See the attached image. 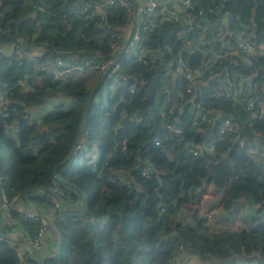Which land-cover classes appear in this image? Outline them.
<instances>
[{"label":"trees","instance_id":"obj_1","mask_svg":"<svg viewBox=\"0 0 264 264\" xmlns=\"http://www.w3.org/2000/svg\"><path fill=\"white\" fill-rule=\"evenodd\" d=\"M99 1L0 0V46L12 50L11 55L0 51V150L4 146L7 151L0 153L3 194L13 203L28 190L52 189L69 205L62 202L58 208L41 193L29 194L39 207L56 208L53 221L62 248L48 260L27 258L26 263L132 264L142 247L139 253L146 264H179L182 253L226 264L234 257L255 256L260 258L255 262L264 264V163L237 150L229 139L217 142L212 153L189 152L202 150L204 140L193 126L194 106L215 121H238L248 139H264V120L245 123L250 119L244 96L238 101L213 96L221 89L213 76L202 77L198 87L171 75L165 63L178 57L187 38L175 37L181 22L162 21L160 8L150 17L154 27L146 32L144 44L155 59L164 60L123 59L113 88L110 76L95 85L106 70L95 71L91 80L77 79L92 66L121 55L125 40L119 36L132 22L130 11L122 7L108 8L101 17L85 9V3ZM193 6L190 15L209 24L210 35L227 11L239 23L253 24L264 33V0H193ZM220 47L217 43L211 49ZM183 57L196 69L205 56L195 52ZM60 59H71L72 66L81 65L86 72L75 70L57 78L44 69ZM212 67L226 72V58ZM234 72L240 79V66ZM60 96L79 105L68 110L59 102L44 116L31 115ZM86 108L87 130L79 152L84 165L58 169L87 196L88 212L80 216L86 207L82 196L58 182L53 169L70 150ZM168 126L181 132L169 131ZM7 128H17V135L10 136ZM95 142H100L99 157L90 164L93 159L85 152ZM209 187L221 192L219 206L226 219L239 222L237 227L213 231L207 216L189 207ZM184 210L189 211L188 222L182 219ZM10 214L30 236H38L40 220L14 210ZM0 264H22L6 240L0 244Z\"/></svg>","mask_w":264,"mask_h":264},{"label":"built area","instance_id":"obj_2","mask_svg":"<svg viewBox=\"0 0 264 264\" xmlns=\"http://www.w3.org/2000/svg\"><path fill=\"white\" fill-rule=\"evenodd\" d=\"M135 2H137L138 9L134 14L133 8ZM84 6L85 9H93L98 17H101L108 8L115 6L125 8L131 13V24L119 36V38L123 36L125 40L122 45L121 55L109 62L92 66L89 70V72L107 70L112 65L110 77L113 84L111 88L116 86L119 74L117 71L123 59L133 58L144 63L147 60H164H157L159 59L158 57L155 59V53H151L152 50H148L144 44L146 32L151 31L154 27L150 17L160 8L165 14L161 19L162 21L166 19L173 22H181V26L175 31V37L177 39L187 38V43L179 51L178 57H173L165 63V67L171 75L174 78H185L191 83L198 85V87L201 85L199 80L202 77L205 75L213 76L221 83V89L213 93V96L231 101H238L240 96H244L246 102L243 103L249 112L251 122L264 120V33L259 31L255 25H243V23L237 21L234 13L227 11L221 21L214 25V32L210 35L209 24L206 23L204 25L189 13V9L194 8L193 0H101L99 2H87ZM169 6L170 9L166 11ZM134 24V34L126 46ZM202 32L204 36L201 35ZM217 43L221 47L219 49H211ZM119 47L120 45L118 44L114 45L115 50H118ZM0 51L7 55L12 54V50L8 47L0 46ZM169 51L172 52L171 50ZM195 52L204 54L205 57L202 59L201 66L193 69L189 60L185 59L183 54ZM225 58L226 72H214L213 64ZM230 59L233 60L231 64L228 63ZM71 61V59L67 62L61 59L57 60L53 66H49L48 70L50 74H55L57 78L64 77L75 70L86 72L81 65L72 66ZM237 66H240V69L243 71L240 79H238L237 73L234 72V67ZM250 71L252 73H249ZM193 113V126L200 134H203L204 140L202 150L197 151L194 148H189V152H192L194 155H198L201 151L212 153L217 142L229 139L237 147V150L243 151L258 162L264 163V139H248L245 137L240 123L230 117H226L219 122L215 121L214 116L198 106H194ZM2 116L5 117L4 114ZM217 125L218 130L215 131ZM7 129L12 137H15L18 133L17 128ZM167 129L175 133L181 132V129L175 126H168ZM234 136H237L236 140L233 139ZM154 143L155 145H159V138H156ZM82 149L83 147L80 145L79 150ZM82 159L83 157L80 156L77 160L81 161ZM144 173L148 175V168L144 169ZM40 193L43 197L48 196L51 198L52 200L50 201H53L56 207L60 208L62 206V202L57 200V197L46 191V189L33 191L30 194L37 196ZM22 201H24V198L15 199L13 203L7 201V198L3 194L0 178V227L3 233L9 235L8 239L0 237V244L3 240H6L15 249L22 264H27V258L42 261L44 257L51 258L58 254L59 233L57 228L54 227V221H52L56 208H41L42 211H37L35 204L31 202L34 209L27 210L22 207ZM79 205L75 204L74 207L80 208ZM10 210L17 211L25 217L42 220L38 236H30L23 227L19 229L17 226L20 223L17 219L11 217ZM17 231L24 232L25 234H20ZM187 263V260H181L179 264Z\"/></svg>","mask_w":264,"mask_h":264},{"label":"rangeland","instance_id":"obj_3","mask_svg":"<svg viewBox=\"0 0 264 264\" xmlns=\"http://www.w3.org/2000/svg\"><path fill=\"white\" fill-rule=\"evenodd\" d=\"M37 69V67H36ZM98 71V70H96ZM102 71V70H99ZM103 72V71H102ZM94 72L92 73H86L83 74L82 76H77V79H81V80H91L92 77H94ZM36 81L39 82L41 81V78H36ZM99 82H95V85H98ZM62 96H60V98H53L49 101V103L45 106L46 108H49L52 106V103L55 102H61L63 100V98H61ZM70 104H74V103H70ZM41 112H43L41 110ZM32 116H39V113L37 110H33V113H31ZM0 153L3 155L7 154L6 148L4 146L1 147ZM71 164H68V167ZM45 198H47L48 200H52L51 198H49L48 196H45ZM222 199V194L221 192L215 191L213 189V187H209L207 194L204 195V197L201 199V197L196 200L191 206H189L190 208H192L195 212L199 210L201 215L207 216V218L211 221V225L213 226V231L214 230H218V229H229V228H234L237 227L239 222H233L232 218L231 219H226L227 215L225 216V211L223 209H221V207L219 206L220 200ZM35 204L36 207H39L36 203ZM214 209H212L213 207H215ZM44 208V207H42ZM194 213V212H193ZM198 213V215H200ZM200 215V216H201ZM220 215V216H219ZM187 219L190 220V216H189V211L188 210H184V212L182 213V219ZM42 221V220H41ZM195 256H193L192 259L188 260L187 254L186 253H182L181 254V260H187V264H207V263H203L201 261L197 259H194ZM186 262V261H185Z\"/></svg>","mask_w":264,"mask_h":264},{"label":"water","instance_id":"obj_4","mask_svg":"<svg viewBox=\"0 0 264 264\" xmlns=\"http://www.w3.org/2000/svg\"><path fill=\"white\" fill-rule=\"evenodd\" d=\"M137 9H138V5H137V2L134 3V8H133V11H134V14L137 12ZM134 31H135V24L132 28V31H131V34L127 40V43H126V46L129 44L130 40L132 39V36L134 34ZM112 70V65L104 72V75L100 81L99 84H101L106 78L107 76L109 75L110 71ZM98 84V85H99ZM98 89V86L93 90L92 92V97L94 95V93L97 91ZM88 115H89V112H88V109L86 108L83 112H82V115H81V120H80V123H79V127H78V130H77V133H76V136L74 138V141H73V144L70 148V150L68 151V153L62 158L61 161H59L57 163V165L55 166V168L53 169V174H54V177L55 179L58 181V182H61V183H64L66 184L67 186L73 188L74 190H76L81 196H82V199L84 200V204H85V210L84 212L80 215V216H84L87 214L88 212V206H87V196L85 194V192L78 186L76 185L75 183H73L72 181L70 180H67L66 178H64L63 176H61L60 174H58V169L65 166V165H68L69 163H71L72 159L75 157L78 149H79V145L81 144L85 134H86V130H87V120H88ZM251 120H248L247 122L245 123H250ZM46 191L52 193L54 196H56L60 201H62L64 203V205L69 208V205L66 203V201L54 190L52 189H46ZM31 193V190H28L26 191L24 194H23V197L28 201V196L29 194ZM0 225H1V221H0ZM54 227H56L55 223H54ZM0 237L3 238V239H8L9 238V235L6 234V233H3L1 231V227H0ZM61 248H62V242L60 241L59 244H58V251L60 253L61 251ZM50 257H44L42 259V261H45V260H48Z\"/></svg>","mask_w":264,"mask_h":264},{"label":"crops","instance_id":"obj_5","mask_svg":"<svg viewBox=\"0 0 264 264\" xmlns=\"http://www.w3.org/2000/svg\"><path fill=\"white\" fill-rule=\"evenodd\" d=\"M61 102H65L66 103L65 107L68 110L74 109V108H76V106L79 105V103L75 102V99H73V98L71 99V98L65 97V98H63V100ZM70 103H74V104H70ZM57 104H58V102L52 103V106L57 105ZM52 106L50 107V109L49 108L45 109V107H43V109H44L43 112H41V110L37 109V111L39 113L38 117L44 116L45 113L49 112L52 109ZM99 144H100V142H95L92 145V147H90V149L87 150V152H85L87 157L92 158L95 161V163L97 162V159L99 157V156H97L98 153H99ZM85 151H86V149H85ZM21 205H22V207L24 209H27V210L34 209V207L32 206V203L28 202L27 200L22 201ZM36 209H37V211H42L41 208H37L36 207ZM183 221H187L188 222V220L186 218L183 219ZM17 227L19 229H22V226L20 224H18ZM17 232L20 233V234H25L24 232H21V231H17ZM141 250H143L142 247L140 248V250H138V252L132 258V264H146L147 263L146 260L144 259V257H142L140 255V253H139ZM197 258H198L197 256L194 257V259H197ZM259 259H260L259 257H255V256L254 257H240V256H238V257H234V259H232L230 261V264H252L255 261H258ZM198 260L203 262V263H207V264H226V263H221L218 260L213 259V258H210V259H207V260H203V261L200 258H198Z\"/></svg>","mask_w":264,"mask_h":264},{"label":"clouds","instance_id":"obj_6","mask_svg":"<svg viewBox=\"0 0 264 264\" xmlns=\"http://www.w3.org/2000/svg\"><path fill=\"white\" fill-rule=\"evenodd\" d=\"M44 69H47L48 70V68L47 67H44ZM112 71V70H111ZM110 71V72H111ZM89 73H92V72H89ZM108 76H110V73H109V75ZM85 136H86V134H85ZM85 136H84V138H85ZM83 138V139H84ZM83 141V140H82ZM81 144H82V142H81ZM80 144V145H81ZM79 145V146H80ZM81 150H79L78 149V151H77V153H76V155H75V157L72 159V161H71V163H69V164H71V165H74V164H76V165H79V166H83L84 165V159H82L81 161H79V160H77V159H79V157L80 156H82L81 154H79V152H80ZM97 156H99V153H98V155ZM83 157V156H82ZM85 157H87V155L85 154ZM84 158V157H83ZM91 162H89L90 164H93L95 161L94 160H90ZM70 165V166H71ZM24 198V197H23ZM28 199H29V196H28ZM24 200H26L25 198H24ZM30 200H28V202H29ZM60 201V200H59ZM31 202V201H30ZM62 202V201H61ZM58 253H59V251H58Z\"/></svg>","mask_w":264,"mask_h":264}]
</instances>
